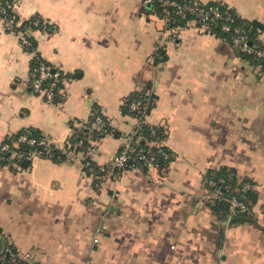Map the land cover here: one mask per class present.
Segmentation results:
<instances>
[{"label": "crops", "instance_id": "0c3cea01", "mask_svg": "<svg viewBox=\"0 0 264 264\" xmlns=\"http://www.w3.org/2000/svg\"><path fill=\"white\" fill-rule=\"evenodd\" d=\"M14 1L21 20L45 26L30 30L32 52L0 22V143L32 129L63 149L85 130L92 148L0 159V256L8 246L33 264H264V66L206 28L166 24L143 0ZM201 1L258 21L264 42V0ZM35 53L63 73L54 101L31 90ZM147 83L146 121L165 129L172 159L115 173L111 157L136 125L122 104ZM97 112L119 136L89 130ZM221 166L254 182L252 221L213 209L221 190L205 174Z\"/></svg>", "mask_w": 264, "mask_h": 264}, {"label": "trees", "instance_id": "16d2710c", "mask_svg": "<svg viewBox=\"0 0 264 264\" xmlns=\"http://www.w3.org/2000/svg\"><path fill=\"white\" fill-rule=\"evenodd\" d=\"M4 4L8 2H13L14 0H1ZM178 3L186 2V0H175ZM150 6L156 11L158 14H160V7L158 6L157 2L152 1L149 2ZM211 5L220 4L218 2H209ZM220 8L223 12H229L231 14V30L230 32L223 31L221 29V24L224 22L223 19H216V21L210 23V31L211 33L216 34L217 36H220L224 38L225 40L230 41V37L232 35V30L234 28H240L242 31L247 35V39L251 44L259 43L261 47L264 48V42L260 41L257 34L258 29L261 28V25L258 21L255 20H246L241 18L237 15V13L229 8L228 6L224 4H220ZM171 14H170V20L168 22V25L170 26H183L185 24L186 19H188L190 16L189 14H186L184 17H182L180 14L177 13V8L175 6H172L170 8ZM7 14L9 16H13L16 21H20L19 26H15L13 28V31L16 32L17 30H25V29H38L42 28L44 25L43 19L39 17L38 15H34L26 20H21L15 11H12L10 9H7ZM38 20L37 24H34L35 20ZM28 40L30 41V45L27 46V50H33L35 49V41L33 37L29 34L27 35ZM160 51V50H159ZM242 55V57L253 60L255 62L261 63L264 66V62H261L258 58L254 57L252 54H246L243 52H239ZM159 57L155 59V63L163 61L166 56L164 55L163 51L159 52ZM47 64L49 63L43 61L42 58H40L36 53L35 56L32 58L30 67H33L38 64ZM51 66V65H50ZM54 70L59 71V81L56 82L55 86V92L60 87L61 79L63 76V73L60 70L55 69L53 66H51ZM51 78H46L44 80V83L51 82ZM57 96L55 97L56 100ZM156 95L152 90V84L147 83L141 86L138 90H134L132 93H130L126 99L124 100L122 104V112L124 114L132 115L138 119V124L135 125L134 128H136V133L132 135L131 139V146L133 149L129 151V157L128 160L125 162L124 168H132L136 164L139 165V169H142L146 171V165L142 159H138L136 155L137 149H141L142 152H144L147 156L153 157V164L154 167L157 168L160 171H163L166 167L168 162L172 159V153L171 151L166 147L164 144V139L166 136L165 129L162 126L159 125H152L146 121V115L149 113L153 105L155 104ZM132 101H139L140 105L136 109H131L130 104ZM95 115H100L103 119V121L106 123V131L104 132H96L91 131L94 134H97L98 136L112 133L115 136H119L120 133L113 129L108 120L101 114V113H95L90 121L94 118ZM89 121V122H90ZM86 132L85 130L78 132L76 135H72L69 142H76L78 139L83 137V133ZM20 133H26L30 136L39 137L41 134L36 130H22L19 133L13 135L14 138L20 134ZM132 133H129L126 137L131 136ZM137 136H140L141 138L137 143H135ZM150 142H153V144H150ZM157 142V144H156ZM160 143V144H159ZM83 144H87V141L83 139ZM34 146H30L28 144L22 145L20 148L24 150H28ZM50 152L52 153V157L55 160H63L65 157V153L62 152L61 148L56 147L55 145L51 146ZM23 161L21 162V164ZM109 168L112 169L110 166ZM97 169V167L95 168ZM112 171L119 172L116 169H112ZM97 172V171H96ZM100 172V171H98ZM209 181V182H208ZM205 182L206 185H208L210 188H218L221 190V198L216 201V204L213 206V209L217 213H221L223 216H228L229 213V199L233 196L237 197L239 200H242L245 202L247 210L239 211L236 210V213L231 217L230 221H252V206L257 200V192L253 188L254 182L248 178V177H238V174L234 168L227 167V166H221L218 169H210L205 174ZM245 183H248L251 185L247 189H243V186ZM0 264H33L29 262L28 260L23 259H13L11 256L7 253L3 255V257L0 258Z\"/></svg>", "mask_w": 264, "mask_h": 264}, {"label": "built area", "instance_id": "2783aa9c", "mask_svg": "<svg viewBox=\"0 0 264 264\" xmlns=\"http://www.w3.org/2000/svg\"><path fill=\"white\" fill-rule=\"evenodd\" d=\"M155 1L160 7V15L168 24L170 20V8L175 6L177 8V13L184 17L189 14V18L186 19L185 24L180 27L196 26L200 28H206L210 31V23L216 21V19H223L224 22L221 24V29L226 32L231 30V14L229 12H223L220 8V4L211 5L209 2H202L201 0H186V2L178 3L175 0H143V3H149ZM15 1L3 3L0 0V22L3 26L13 31V28L19 26L20 21H16L13 16L7 14V9L14 11ZM38 20L34 21L37 24ZM31 29L17 30L15 33L18 34L21 45L26 47L30 45V41L27 38ZM14 32V31H13ZM231 47L239 52L246 54H252L254 57L258 58L261 62H264V48L260 46L259 43L251 44L247 39V35L239 27L232 30V35L229 41ZM160 48V46H158ZM32 51L33 50H29ZM59 71L54 70L50 65L41 63L30 67V78L29 84L32 92L41 95L48 101H54L57 96L58 89L55 92L56 82L59 81ZM46 78H51L52 81L49 83H44ZM140 105L139 101H132L130 104L131 109H136ZM136 119V125L138 124V119ZM88 128L90 131L104 132L106 131V123L103 121L100 115H95L94 118L89 122ZM131 136L126 137L119 151L111 157L110 166L112 169L121 171L125 166V162L128 160L129 151L133 148L131 146L132 135L136 133V128L131 132ZM141 137L137 136L135 143L139 141ZM34 146L28 150L21 149L22 145ZM153 144V142H150ZM157 144V142H156ZM160 144V143H159ZM53 143L50 139L44 135L39 137L30 136L26 133H20L15 138L10 136L0 143V159L6 161L7 163L19 165L21 162L29 158L31 155L45 156L52 158V153L50 152ZM91 145L83 144V139L80 138L76 142L67 141L62 152L66 153L68 156L75 158L79 154L82 156L83 152H90ZM138 159H142L146 165V170L153 168V157L147 156L139 148L136 151ZM132 168L139 169V165L136 164ZM251 185L245 183L243 189L249 188ZM244 211L247 210L245 202L239 200L237 197L233 196L229 199V213L228 220L236 213V210ZM7 253L11 258L28 260V254L21 255L17 250L12 247L5 246L1 256Z\"/></svg>", "mask_w": 264, "mask_h": 264}, {"label": "water", "instance_id": "95a60500", "mask_svg": "<svg viewBox=\"0 0 264 264\" xmlns=\"http://www.w3.org/2000/svg\"><path fill=\"white\" fill-rule=\"evenodd\" d=\"M23 162H24V163H26V162H28V160H27V159H25V160H23ZM4 248H5V246H4ZM4 248H3V250H4Z\"/></svg>", "mask_w": 264, "mask_h": 264}]
</instances>
